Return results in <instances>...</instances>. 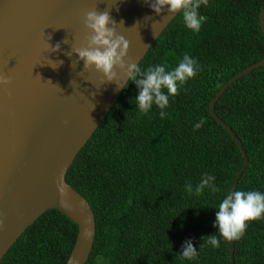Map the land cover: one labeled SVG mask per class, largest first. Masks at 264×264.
Masks as SVG:
<instances>
[{
  "label": "trees",
  "instance_id": "1",
  "mask_svg": "<svg viewBox=\"0 0 264 264\" xmlns=\"http://www.w3.org/2000/svg\"><path fill=\"white\" fill-rule=\"evenodd\" d=\"M264 0H209L199 13L198 32L181 14L168 25L140 62L142 71L165 63L175 67L185 54L202 70L180 95L170 98L162 119L155 105L141 113L131 80L105 121L77 155L67 182L90 203L97 233L86 264H264V217L248 223L234 241L220 238L213 248L202 237L217 235L216 211L244 164L229 132L210 114L217 93L236 75L264 59L260 25ZM214 112L239 138L248 166L236 190L264 193V65L230 85ZM201 117L207 123L194 130ZM213 175L217 192L193 188ZM78 227L57 210H49L10 248L1 264H66ZM219 238V237H218ZM191 240L198 255L181 257Z\"/></svg>",
  "mask_w": 264,
  "mask_h": 264
},
{
  "label": "water",
  "instance_id": "2",
  "mask_svg": "<svg viewBox=\"0 0 264 264\" xmlns=\"http://www.w3.org/2000/svg\"><path fill=\"white\" fill-rule=\"evenodd\" d=\"M95 7L100 12L110 8L117 24L124 22L126 29L118 27V31L130 42L128 57L137 65L179 14L170 15L165 8L158 15L146 0H0V75L12 81L0 86V264L49 210L61 212L78 227L66 264H86L92 253L95 214L66 177L117 103L123 84L130 81L118 73L120 87L116 82L102 84L104 77L94 69L84 71L83 61L72 67L78 55H65L85 40L83 13ZM260 25L264 33V8ZM65 39L68 44L62 43ZM48 42L60 43V51L51 52ZM48 59L63 64L53 69ZM263 65L264 59L233 77L210 104L211 116L229 132L244 157L230 194L249 161L239 138L214 106L230 85ZM61 176L67 188L64 197L58 191ZM234 248L231 241L233 263Z\"/></svg>",
  "mask_w": 264,
  "mask_h": 264
},
{
  "label": "clouds",
  "instance_id": "3",
  "mask_svg": "<svg viewBox=\"0 0 264 264\" xmlns=\"http://www.w3.org/2000/svg\"><path fill=\"white\" fill-rule=\"evenodd\" d=\"M146 2L158 15L165 8L170 15L181 14L186 27L198 32L205 19L198 10L201 5L207 6L209 0H146ZM83 22L87 31L85 40L65 53L69 58L73 54L78 55L79 60L73 61L72 67L75 68L79 61H83L84 71L94 69L104 77L102 84L105 82L117 84L118 73H123L127 81L131 80L139 89L135 103L141 113L147 114L155 105L161 109L160 117L165 119L167 113L163 110L169 106L170 98L180 95L186 83L202 70L197 59L185 54L175 67L169 68L167 64L161 63L142 71L140 66L128 57L130 42L118 31V27L125 28L124 22L120 21L117 24L110 15V8L103 12L98 11L96 7L86 10L83 13ZM62 43L68 44L69 41L65 39ZM48 47L51 52H59L61 44L52 46L48 42ZM48 60L47 64L53 69L63 64L62 60ZM11 83L10 77L0 75V86H8ZM117 86L120 87L119 84ZM123 87H127V84L124 83ZM206 123V119L201 117L194 125V130H199ZM214 180L213 175L205 174L195 188L189 183L185 185V190L190 194L194 192L196 196L202 195L205 189L217 192L219 189L214 185ZM58 191L61 197L67 194L62 176L58 182ZM262 217H264V193L257 190L237 189L231 194H226L216 211L214 227L218 229V234L202 237L204 243L200 248L205 244L219 248L220 238L224 241H237L245 235L249 222L258 221ZM197 255L198 252L192 241H185L181 257L193 260Z\"/></svg>",
  "mask_w": 264,
  "mask_h": 264
}]
</instances>
